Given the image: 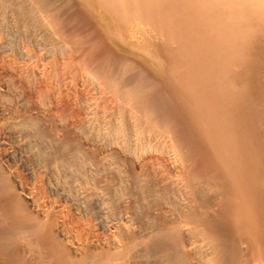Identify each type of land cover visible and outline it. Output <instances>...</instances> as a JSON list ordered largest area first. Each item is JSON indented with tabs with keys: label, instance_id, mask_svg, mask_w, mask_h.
I'll return each mask as SVG.
<instances>
[{
	"label": "bare ground",
	"instance_id": "1",
	"mask_svg": "<svg viewBox=\"0 0 264 264\" xmlns=\"http://www.w3.org/2000/svg\"><path fill=\"white\" fill-rule=\"evenodd\" d=\"M67 1L0 0V264H264V0Z\"/></svg>",
	"mask_w": 264,
	"mask_h": 264
},
{
	"label": "rangeland",
	"instance_id": "2",
	"mask_svg": "<svg viewBox=\"0 0 264 264\" xmlns=\"http://www.w3.org/2000/svg\"><path fill=\"white\" fill-rule=\"evenodd\" d=\"M60 1H61L62 3H61ZM60 1H59V0H56V2H57L58 5H59V8H60V9H63V10L65 11L66 9L63 7V4H64V6H65V5L68 6V4H67L68 1L65 0L67 3H65V1H63V0H60ZM57 3H56V4H57ZM58 5H56V6L58 7ZM61 6H62V7H61ZM138 201H139V198H138ZM136 204H137V203H136ZM137 205H138V204H137ZM139 205H140V204H139ZM135 210H136L135 212L133 211V216H134L135 218L141 219L140 216L144 215L143 211H140L141 213H138V210H137L136 208H135ZM125 213H126V215L128 216L127 212H125ZM137 213L140 214V215H138ZM142 213H143V214H142ZM136 214H137V215H136ZM124 216H125V215H124ZM138 216H139V217H138ZM125 217H126V216H125ZM128 217H129V216H128Z\"/></svg>",
	"mask_w": 264,
	"mask_h": 264
}]
</instances>
